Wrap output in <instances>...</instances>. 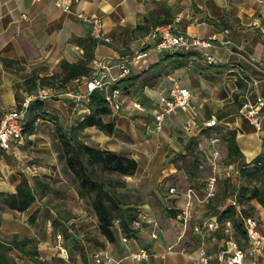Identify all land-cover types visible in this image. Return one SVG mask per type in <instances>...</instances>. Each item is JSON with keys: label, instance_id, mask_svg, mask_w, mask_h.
I'll list each match as a JSON object with an SVG mask.
<instances>
[{"label": "crops", "instance_id": "0c3cea01", "mask_svg": "<svg viewBox=\"0 0 264 264\" xmlns=\"http://www.w3.org/2000/svg\"><path fill=\"white\" fill-rule=\"evenodd\" d=\"M72 11L63 12L55 0H0V120L29 94L45 88L39 79L61 72L63 61L83 59L84 46L79 42L91 36L76 14L101 18L112 43L94 40V59L110 60L111 79L116 81L131 72L141 77L133 88L135 95L123 96L121 110L104 118L115 124L113 135L88 128L84 140L100 149L128 153L136 160L137 172L122 178L125 186L120 192L138 210L137 225L133 223L134 232L125 236L116 222L113 239L105 238L90 200L79 197L75 176L66 165L55 126L69 129L88 115L85 99L71 97L87 93V78H82L60 90L47 88L57 96L33 103L25 118L24 139L1 152L0 192L14 193L22 176L52 184V191L26 212L6 210L1 214V238L18 235L35 240L39 256L48 262L60 258L55 235L62 234L68 264H94L95 256L104 264H203V254L208 264H229L220 260V251L230 238L246 249L245 235L232 228L221 231L218 224L209 230L206 224L217 221L211 215L213 207L223 210L233 201L218 202L202 195L204 191L197 186L201 172L192 176L187 166L190 157H183L190 140L196 139L197 149L204 155L200 171L205 161L212 167L204 178L206 183L217 172L228 177L229 168L239 171L264 153V122L256 129L239 109L264 97V0H79ZM139 26L150 31L169 26L173 33L215 38L208 50L215 63L209 65L196 51L189 65L179 69H172L169 61L160 62L173 52L153 53L135 63L132 58L146 36L134 32ZM163 65L167 68L160 72ZM31 78H35L34 84L25 85ZM174 85L190 90L191 107L166 116L158 130L153 113L160 97ZM136 103L142 109L135 108ZM221 110L228 113L218 120ZM37 119L43 122L36 124ZM211 119L218 122L214 129L205 126ZM215 130V135H207ZM231 133L236 135L242 157L218 168V162L227 159L223 138ZM213 138L219 142L212 144ZM213 149L219 153L216 164L210 158ZM170 188L177 192L170 194ZM250 206L264 233V188ZM35 213L37 218L30 224ZM59 215L65 220V230L54 233L52 222ZM140 250L148 252L147 259L133 258ZM17 262L33 264L21 258ZM243 264H264V254L249 255Z\"/></svg>", "mask_w": 264, "mask_h": 264}, {"label": "trees", "instance_id": "16d2710c", "mask_svg": "<svg viewBox=\"0 0 264 264\" xmlns=\"http://www.w3.org/2000/svg\"><path fill=\"white\" fill-rule=\"evenodd\" d=\"M149 31L150 29L144 26H139L134 30V32H139L142 35H147ZM79 43L84 46L83 59L76 63L63 61L60 64L61 72L50 78L39 79L41 87L60 90L74 80L91 76V73H93V50L96 43L92 38L81 40ZM170 52L173 53L164 56L160 62L169 61V66L172 69L187 67L194 55V51L183 50L167 51L164 54ZM166 68L167 66L163 65L160 72L165 71ZM140 77V75L131 72L129 75L115 81L110 90H118L121 98L123 96L133 97L135 95L133 88L139 82ZM34 82L35 78H31L25 82V85L34 84ZM106 93L107 91L104 89H95L89 94V102L87 103L89 113L78 125L64 129L56 124L55 128L66 165L75 176L79 197L90 200L101 234L108 240H112L113 228L116 222L119 223L120 230L125 236L134 232L132 224L137 220L139 212L136 208L128 205L124 195L120 192V188L125 186L122 178L134 176L138 164L128 153H114L100 149L87 144L84 140L83 133L88 128H96L109 136L113 135L115 131L113 122L107 123L104 121L106 116L113 113L106 101ZM237 98L238 95L235 94V99ZM35 103L39 104L41 102ZM241 108L242 106L239 109ZM227 113L228 111L221 110L217 113L216 118L220 120ZM235 137V133H231L223 138L227 145L228 164L242 157ZM197 147L196 139H191L187 146V154L183 157V159L190 157L187 166L192 176L198 175L204 160V155L199 152ZM239 180V184L228 182L223 188L220 198L216 197L218 202L232 199L234 203L229 204L223 210L213 207L211 215L217 219V229L227 230L226 222L230 221L232 223L231 228L234 231L245 235L241 218L252 216L253 208L250 206V202L258 199L262 193L264 153L239 170ZM51 191L52 184L50 182L38 178L29 180L22 176L14 193L0 192V213L2 214L6 210L24 213L38 199L44 198ZM36 218L37 213L29 218V223L33 224ZM52 227L54 233L65 230V220L62 219V216L59 215V218L53 220ZM19 258L29 260L33 264H68L70 262V259L69 262H65L62 258H54L50 262L41 259L37 251V242L33 239L20 238L18 235L9 238H1L0 236V264H18L17 259Z\"/></svg>", "mask_w": 264, "mask_h": 264}, {"label": "built area", "instance_id": "2783aa9c", "mask_svg": "<svg viewBox=\"0 0 264 264\" xmlns=\"http://www.w3.org/2000/svg\"><path fill=\"white\" fill-rule=\"evenodd\" d=\"M79 0H55V5L65 13H73L72 8ZM76 18L89 27V33L93 40L111 44L112 40L103 30V21L96 16H88L83 13L76 14ZM215 38H205L196 34L187 33H173L169 26H159L151 29V31L140 40V50L132 58V61L138 63L141 59L147 58L150 54H164L167 51L183 50L196 51L202 53L205 61L212 65L215 63L214 57L208 53L214 46ZM228 44V43H227ZM94 71L92 75L86 79L87 93L82 97L78 94H71L74 99L80 100L82 98L89 102V94L95 89H104L106 93V101L113 112H118L123 106L121 95L118 90H110L111 85L116 81L111 79L112 65L108 59H94L92 62ZM57 95L50 89L40 88L36 93L29 94L20 105L7 111L0 120V154L3 151H9L12 143L21 142L24 139L26 130L25 118L30 110V107L35 102H44L53 99ZM192 94L189 89L174 85L168 93L162 95L158 102L156 111L153 113L156 127L161 130L163 121L166 116L174 115L179 110L187 111L191 107ZM134 107L142 109L136 103ZM246 118L252 125L260 130L264 122V97L258 100L254 105L244 104L241 108ZM43 122L42 119H37L36 124ZM218 124L216 119H211L206 122L207 128H213ZM219 142L218 138H213L212 144ZM219 156L218 151L213 149L210 158L216 164ZM203 166H200L202 168ZM228 177L239 175V171L229 168L226 171ZM217 178L215 175L209 177L205 184V196L207 199L213 198L216 193ZM170 194L177 192L176 188H170ZM234 203V202H233ZM191 206V204H189ZM243 228L245 231L247 248H241L238 243L230 238L224 249L220 251V260H226L229 264H243L247 256H254L257 254H264V233L259 230V221L254 216H244L241 218ZM137 225V222H134ZM217 221L209 222L206 228L209 230L216 229ZM228 228L232 227L230 221L226 222ZM125 242L127 238L123 239ZM56 248L59 252L60 258L65 262H69V251L64 244L62 235L56 236ZM138 260H145L148 258L146 250H140L138 253L132 255ZM200 262L208 264L209 260L206 256L200 258ZM94 264H104L100 256H95Z\"/></svg>", "mask_w": 264, "mask_h": 264}, {"label": "rangeland", "instance_id": "374dc122", "mask_svg": "<svg viewBox=\"0 0 264 264\" xmlns=\"http://www.w3.org/2000/svg\"><path fill=\"white\" fill-rule=\"evenodd\" d=\"M216 133H217V131L215 130L212 133L207 132V135L210 136V134H211V136H213ZM204 163H205L204 164L205 165V168L202 171H200L201 173H199V174H200L201 179L197 183V186H199V189L202 190V191H204V193H201L202 195L203 194L205 195V184L206 183L204 181V178L207 177L212 172V167H210L209 161H205ZM226 163H227V159L226 158H222L218 162V168H222V166L223 165H226ZM215 176L217 178V188H216L215 196L213 198H216V197L221 196L222 190H223V188L225 187V185L228 182H230L231 184H239V181H240L239 180V176H236V177H234V176L226 177V176H224V175H222V174H220L218 172L215 174ZM261 187L264 188V181L262 182ZM0 216H1V213H0Z\"/></svg>", "mask_w": 264, "mask_h": 264}]
</instances>
